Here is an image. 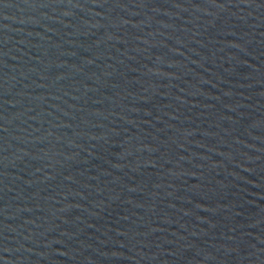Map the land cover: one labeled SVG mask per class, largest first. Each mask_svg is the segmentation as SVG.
<instances>
[{"label": "water", "instance_id": "obj_1", "mask_svg": "<svg viewBox=\"0 0 264 264\" xmlns=\"http://www.w3.org/2000/svg\"><path fill=\"white\" fill-rule=\"evenodd\" d=\"M0 264H264V0H0Z\"/></svg>", "mask_w": 264, "mask_h": 264}]
</instances>
